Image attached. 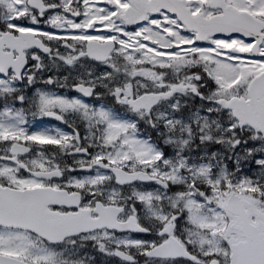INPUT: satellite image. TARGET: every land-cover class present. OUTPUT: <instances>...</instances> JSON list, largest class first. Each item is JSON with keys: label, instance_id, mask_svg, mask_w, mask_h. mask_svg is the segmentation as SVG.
<instances>
[{"label": "snow or ice", "instance_id": "obj_1", "mask_svg": "<svg viewBox=\"0 0 264 264\" xmlns=\"http://www.w3.org/2000/svg\"><path fill=\"white\" fill-rule=\"evenodd\" d=\"M0 264H264V0H0Z\"/></svg>", "mask_w": 264, "mask_h": 264}]
</instances>
